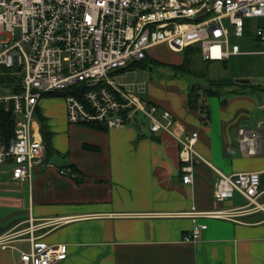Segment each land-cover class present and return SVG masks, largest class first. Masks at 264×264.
Here are the masks:
<instances>
[{
  "label": "crops",
  "instance_id": "crops-1",
  "mask_svg": "<svg viewBox=\"0 0 264 264\" xmlns=\"http://www.w3.org/2000/svg\"><path fill=\"white\" fill-rule=\"evenodd\" d=\"M248 84L253 86L237 87L240 96L225 88L226 104L222 95L209 98L207 122L187 105L189 87L176 103L171 94L151 95L149 103L162 104L186 132L199 134L196 149L206 162L195 167L189 185L179 145L167 133H152L148 121L114 129L73 125L63 99L43 98L38 111L53 148L45 153L47 166L32 185L15 180L11 170L0 171V239L16 235L8 249L0 247V264H17L16 249H29L20 240L31 235L66 246L59 264H264V210L244 208L248 203L239 193L223 202L214 197L220 173H259L257 202L264 206V125L256 155L240 143L241 129L264 124V88ZM66 169L79 178L60 173ZM240 208L233 219L197 217L207 229L197 242H183L196 213Z\"/></svg>",
  "mask_w": 264,
  "mask_h": 264
},
{
  "label": "built area",
  "instance_id": "built-area-1",
  "mask_svg": "<svg viewBox=\"0 0 264 264\" xmlns=\"http://www.w3.org/2000/svg\"><path fill=\"white\" fill-rule=\"evenodd\" d=\"M247 20L262 23L252 32ZM253 35L264 44V0H0V68L22 77L20 92L0 94V126L3 114H10L13 126L8 139L0 131V166L15 180L33 184L47 166L37 129L39 103L59 94L73 125L124 128L143 115L152 133H167L179 145L183 182L192 184L195 167L206 162L196 149L199 134L186 132L172 112L144 101L130 89L133 84L117 79L159 45L176 53L196 48L205 62H225L253 54L234 41ZM263 125L239 131L244 152L257 154ZM60 173L72 176L70 169ZM260 187L259 173H220L214 197L223 202L239 193L248 201L244 208L264 210L257 202ZM244 208L196 213L183 242H197L207 229L197 217L233 219ZM15 236L0 239V247L8 249ZM20 241L29 249H16L17 264H59L68 255L66 246L47 245L33 235Z\"/></svg>",
  "mask_w": 264,
  "mask_h": 264
},
{
  "label": "rangeland",
  "instance_id": "rangeland-1",
  "mask_svg": "<svg viewBox=\"0 0 264 264\" xmlns=\"http://www.w3.org/2000/svg\"><path fill=\"white\" fill-rule=\"evenodd\" d=\"M260 23L261 21L259 20L246 21L247 27L251 28L252 32L255 31L256 26ZM234 41L241 46L243 52L253 54L234 56L226 63L205 62L201 56H197L194 62L191 63L193 65L191 67L193 72L199 75V78L177 72L178 69L176 68L185 61V54L183 52L176 53L167 45H159L150 51L149 58L152 62L145 60L143 63L145 64V68H141L138 63L136 64L137 66L126 70V72L122 71V78H118L117 81L133 84L134 86L130 89L133 90L136 96L147 102L153 100L151 95L161 97V94L164 96L171 94L172 101L176 103L179 100L178 95H182L193 83L204 86L213 81L221 84H240L238 81L250 80L254 86L259 85L264 88V55H262L264 45L256 40L255 35L242 39H234ZM8 73L10 75H6L15 78L16 84L21 83L22 80H20V83H17L19 78L21 79L20 76L12 75L10 71ZM5 88V85H0L1 95L8 94V87L4 90ZM222 96H224L222 100H225L230 94L223 92ZM51 98L61 99L59 97ZM161 105L158 106L161 107ZM136 118L138 123L147 125L148 120L143 115L139 114ZM3 169L10 171L9 168L0 166L1 172Z\"/></svg>",
  "mask_w": 264,
  "mask_h": 264
},
{
  "label": "trees",
  "instance_id": "trees-1",
  "mask_svg": "<svg viewBox=\"0 0 264 264\" xmlns=\"http://www.w3.org/2000/svg\"><path fill=\"white\" fill-rule=\"evenodd\" d=\"M185 54V61L184 63H182L179 67H177L176 69L177 72L179 73H186L188 75H191L194 78H199V75L196 74V72H193L192 67L193 66L191 63L194 62L195 58L197 56H200V51L196 48H188L186 49L184 52ZM147 60L149 62L150 58L148 57ZM143 62L139 63L141 66V68H145V64H143ZM157 64V63H156ZM137 66V65H135ZM135 66H133L132 68H134ZM195 66V65H194ZM130 68V69H132ZM10 70H6L3 68H0V72H4V75L9 74ZM10 75V74H9ZM6 75V76H2L0 75V85H5L7 90L9 92H14V93H18L20 92V84H16V80L15 78ZM20 80H22L19 78L17 83H20ZM240 84L236 83V84H221L218 82H211L208 85H206L205 87H202L200 84L197 83H193L192 85L189 86V94L187 96V105L189 106L190 109L192 110H196L198 111L200 114H202V119L203 121L207 122L210 115H209V109L207 106V100L211 97L214 96H221L223 95V91L225 88L227 87H234L235 89L231 92V94L236 95V96H240L241 94H244L241 90H238L237 87L239 88H243V87H248V86H253L251 84H243L241 83V81H239ZM6 88L4 90H6ZM202 91V92H201ZM202 93V94H201ZM48 97H59L61 98V95L59 94H54V95H50ZM227 101L223 100V104H226ZM37 118L39 120V123L41 125V132L43 135V139L44 142L46 144V152L49 155L50 153H52V142H51V133L48 130V126H47V122L44 119V117L39 113V111L37 110ZM1 120H2V124L0 126V131H2L3 137L5 139H8L12 136V118L10 116V114L7 116L5 114H3L1 116ZM88 126V125H86ZM90 127H94L96 129H100V126H90ZM72 177L74 178H79V176L73 172L72 170Z\"/></svg>",
  "mask_w": 264,
  "mask_h": 264
},
{
  "label": "water",
  "instance_id": "water-1",
  "mask_svg": "<svg viewBox=\"0 0 264 264\" xmlns=\"http://www.w3.org/2000/svg\"><path fill=\"white\" fill-rule=\"evenodd\" d=\"M249 80H242L241 83L245 84V83H249Z\"/></svg>",
  "mask_w": 264,
  "mask_h": 264
}]
</instances>
